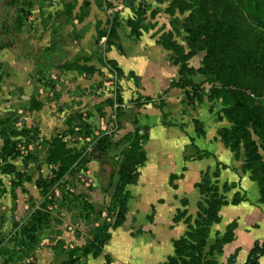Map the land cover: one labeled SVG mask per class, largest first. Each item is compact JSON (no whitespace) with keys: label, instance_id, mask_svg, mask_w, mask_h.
<instances>
[{"label":"rangeland","instance_id":"374dc122","mask_svg":"<svg viewBox=\"0 0 264 264\" xmlns=\"http://www.w3.org/2000/svg\"><path fill=\"white\" fill-rule=\"evenodd\" d=\"M210 4L0 0V264H57L77 247L75 264H134L129 256L142 229L167 223L155 222L156 212L150 210L146 218L153 225L142 219L145 215L137 220L133 214L150 191L144 171L153 133L156 127H180L187 134L181 165L167 179L177 190L190 163L212 156L198 144L208 132L199 115L205 104L216 122L229 123L216 130L215 138L236 159L242 151L245 156L243 148L236 153L224 140L223 130L233 124L221 101L211 98L212 85L198 72L206 52L188 58L187 30L204 21ZM193 11L199 14L192 16ZM111 27L115 37H108ZM56 140L72 162L61 180L40 188V179L52 185L47 153ZM164 148L166 157L176 158L171 143L165 142ZM261 156L264 163V151ZM226 167L218 162L201 172L194 185L199 202L204 197L200 185L208 178L225 197L223 206L243 200L239 192L231 201L227 198L237 183L220 184ZM180 204L173 222H184L187 232L186 218L193 223L197 213H188L187 198ZM178 213H183L179 219ZM102 225L108 227L105 244L96 256H83L93 229ZM227 227L217 239L226 235ZM211 247L207 244L205 251ZM220 253L214 251L215 260Z\"/></svg>","mask_w":264,"mask_h":264},{"label":"trees","instance_id":"16d2710c","mask_svg":"<svg viewBox=\"0 0 264 264\" xmlns=\"http://www.w3.org/2000/svg\"><path fill=\"white\" fill-rule=\"evenodd\" d=\"M210 1L209 11L203 12V22L191 29L190 21L187 23L188 58L200 51L206 52L198 72L212 85L211 98L221 101L222 110L233 124L231 129L223 130L224 140L236 153L244 149V168L250 170L252 179L258 182L261 202H264V163L261 156V151H264V0ZM197 14L199 12L191 13L192 16ZM109 31L108 37H115V28L111 27ZM132 32L139 34L136 27H132ZM47 157L52 165L53 176L49 179L52 185L45 184L43 179L38 181V187L45 189L61 180L72 162L59 140L54 141ZM226 186H223L224 191ZM200 189L204 197L198 203L195 220L191 223V217L186 218L189 229L174 241V253L164 264H216L214 251L220 253L223 244L233 238L235 222L227 227L226 235L217 239L209 252L205 251L210 227L220 221V208L226 204V199L209 178L200 185ZM182 214L178 213L176 218ZM43 224H40L41 229ZM105 227L93 229L92 240L81 250L83 256L98 254L109 237L108 227L104 230ZM77 251H80L79 247L66 252L67 258L57 264H75L79 260L73 252ZM261 255L262 249L256 245L251 251L252 258L244 264H258Z\"/></svg>","mask_w":264,"mask_h":264},{"label":"crops","instance_id":"0c3cea01","mask_svg":"<svg viewBox=\"0 0 264 264\" xmlns=\"http://www.w3.org/2000/svg\"><path fill=\"white\" fill-rule=\"evenodd\" d=\"M203 109V108H202ZM199 112L200 117L206 123L208 131L205 139L198 140L201 148L208 149L212 156L208 159L194 161L188 165V170L184 179L179 182V188L174 190L167 183L168 175L171 169L180 167L183 149L181 147L187 134L178 127L171 130L157 128L153 133L151 142L148 145V152L151 157L147 164L144 180L146 187H149L147 195L141 198L139 213H133L137 220L144 219L146 223L152 225L158 220L166 223L163 227L159 223L156 228L142 229L140 237L131 248L130 258L134 264H160L168 259L174 253L173 241L179 239L186 232L184 222L174 223L173 218L177 210L181 207L180 200L187 198L189 200L188 213L195 215L198 211V202L200 194L194 187L199 180L202 171L208 168H215L217 163L226 164V168L221 171L219 178L220 184L225 182L237 183V188L227 193V198L231 201L233 195L239 192L243 200L237 204L229 203L220 210V223L212 226L209 238L207 240L208 248L215 244L219 236H223L228 224L235 222L233 238L223 245V251L216 255L217 264H244L249 252L254 246L262 249V255L258 264H264V202L260 201L261 193L257 182L251 180L250 172L243 170L245 164L244 152L240 153L239 159L225 147V145L216 139V130L220 126H229L228 122L218 123L213 115L208 111V104L204 105V110ZM171 143L172 149L177 151L176 158L166 157L164 153V143ZM165 182V183H163ZM165 184V185H164ZM140 183L136 185V190ZM156 185V186H155ZM157 189V195L152 188ZM163 194V195H162ZM163 203L160 204V198ZM131 203V201H130ZM155 206V207H154ZM149 210L157 215L155 222H150L146 218ZM142 215H145L142 219ZM140 225H143L142 223ZM128 261V260H127Z\"/></svg>","mask_w":264,"mask_h":264}]
</instances>
